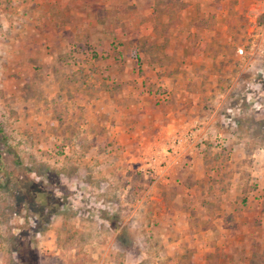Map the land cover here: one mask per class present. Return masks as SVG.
I'll return each instance as SVG.
<instances>
[{"label":"rangeland","instance_id":"1","mask_svg":"<svg viewBox=\"0 0 264 264\" xmlns=\"http://www.w3.org/2000/svg\"><path fill=\"white\" fill-rule=\"evenodd\" d=\"M169 2L126 8V22L114 26L120 25L129 39L113 35L99 45L71 44L66 66L59 55L47 71L41 70V63L33 62V70L31 61L19 60L26 43L13 38L8 21L0 18V264H137L138 237L155 244L146 249L159 258L162 232L154 236L147 229L155 222L147 201L142 210L133 209L154 177L168 176L186 164L172 160L176 147L159 160L150 146L143 147L140 155L149 160L115 169V191L105 183L111 184V173L100 166L96 150L88 151L90 127L105 131L113 111L94 113L99 106L102 110L113 105L89 103L85 91L89 82L111 85L119 78L108 72L110 56L114 63L124 62L126 51L139 58L138 70L128 77L144 76V91L154 95L157 105L183 112L182 92H193V116L209 114L213 128L194 143L197 152L207 149L230 158L241 145L243 172H248L250 160L264 158L258 156L264 151V0ZM10 6L0 0V12ZM138 30L143 33L140 39ZM48 48L54 49L48 45L44 51ZM45 75H53V82L38 86ZM155 77L160 84L152 81ZM89 89L94 94L96 88ZM75 93L83 98L74 106L67 95ZM162 115L164 109L155 111L153 118ZM198 127L194 124L192 133L176 138L192 141ZM89 152L96 162L86 159ZM96 175L100 182L94 181ZM93 187L99 191L94 193ZM138 225L145 228L138 230ZM152 260L147 256L140 264H154Z\"/></svg>","mask_w":264,"mask_h":264},{"label":"crops","instance_id":"2","mask_svg":"<svg viewBox=\"0 0 264 264\" xmlns=\"http://www.w3.org/2000/svg\"><path fill=\"white\" fill-rule=\"evenodd\" d=\"M8 1L11 6L8 11L0 12V18L8 21L10 30L15 33L13 38L26 43L19 60L31 61L33 70L37 69L33 62L35 65L41 63L43 71H47L52 64L50 61L59 55L60 58L64 56L61 62L65 65L64 59L71 44L91 42L99 45L113 35L129 39V34L120 25L114 26L126 22L123 16L128 11L125 9L154 8L158 5V0ZM135 35L140 39L143 33L138 30ZM48 45L54 49L48 48L50 51L46 52L44 49ZM127 53L128 51L126 60L122 63H114L111 56L108 59V72L119 78L112 79L111 85L106 82L102 86L100 81L94 86L95 83L89 82L87 88L91 91L95 87L94 94L90 95L88 89L85 91L89 103L98 101L97 103L113 105V108L105 107L102 110L99 106L97 109L101 113H97V109L94 113L96 116H103V111H113L108 116L112 120L105 123V131L96 126L90 127L92 142L89 143L88 151L96 150L94 155L103 161L100 166L105 165L111 173L107 176L112 177L111 184L107 181L105 183L115 191L112 184L115 183V169L126 170L133 163L142 165V162L149 160L140 155L143 147L150 146V152H153L156 160L165 157L163 153L168 148L176 147L172 160L186 164V168H178L168 176L154 177L142 194V202L133 209L142 210L141 206L146 200L148 210H151L150 217L155 221L147 229L154 236L162 232L159 258L156 257L157 253L153 255L146 249L155 244L148 245L144 238H137L136 246L140 250L136 253L137 264L146 260L147 256L153 259L154 264H264V158L257 157L252 162L250 160L248 172H243V156L238 154L241 145L233 151L230 158L223 157L220 152L211 154L207 149L200 148L201 151L197 152L194 143L200 141L201 136L207 137L213 130L209 127V114L201 115L199 112L193 116L191 102L195 95L190 91L182 92L186 103L183 112L175 108L169 110V106H163L162 103H154V95L144 91L145 82L147 83L144 76L142 79L128 77L138 70L139 58L128 56ZM161 69L165 70L167 67L161 66ZM52 78L53 75H45L43 82L37 85L49 86L53 82ZM152 81L161 83L157 77L152 78ZM57 84L59 88L62 85L60 81ZM98 95L100 99H97ZM67 98H72L73 102H70L75 106L83 97L81 93H75L73 97L67 95ZM163 109L164 115L153 118L155 111ZM113 120L118 121L114 123ZM194 124H199L200 127L192 141L179 136L176 138L177 135L192 133L191 127ZM134 126L136 128H132ZM176 140L179 144L175 143ZM177 152L178 154H174ZM87 155L89 158L86 159H89L90 164L96 162V158L92 159V153ZM187 155L192 159L186 158ZM258 156L264 157V151ZM185 161L187 162L184 163ZM96 177L98 176H93L94 181L100 182ZM253 181L258 182L254 188L251 187ZM93 189L94 193L99 191L98 188ZM259 195L261 202L256 199ZM137 228L140 230L145 226L138 225ZM155 241L158 244V240Z\"/></svg>","mask_w":264,"mask_h":264},{"label":"trees","instance_id":"3","mask_svg":"<svg viewBox=\"0 0 264 264\" xmlns=\"http://www.w3.org/2000/svg\"><path fill=\"white\" fill-rule=\"evenodd\" d=\"M160 5L168 6V5H170V2H169V0H158V5H156V6H160Z\"/></svg>","mask_w":264,"mask_h":264},{"label":"built area","instance_id":"4","mask_svg":"<svg viewBox=\"0 0 264 264\" xmlns=\"http://www.w3.org/2000/svg\"><path fill=\"white\" fill-rule=\"evenodd\" d=\"M163 99H165L167 97V94H163V96H161Z\"/></svg>","mask_w":264,"mask_h":264}]
</instances>
